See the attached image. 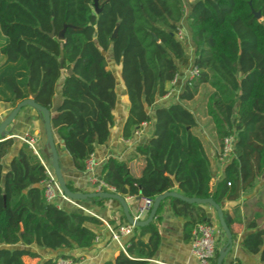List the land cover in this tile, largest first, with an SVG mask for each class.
<instances>
[{
  "label": "trees",
  "instance_id": "obj_1",
  "mask_svg": "<svg viewBox=\"0 0 264 264\" xmlns=\"http://www.w3.org/2000/svg\"><path fill=\"white\" fill-rule=\"evenodd\" d=\"M94 2L0 0V32L5 37L0 43L5 58L0 66L1 99L14 107L35 94L36 103L51 109L60 97L51 115L52 128L75 170L83 172L85 159L108 140L114 123L116 77L108 67V52L120 66L128 99L123 138L140 124L153 122L146 145L134 149L144 161L138 176L126 160L110 156L103 162L102 179L114 192L155 197L175 187L186 197H210L221 205L253 189L264 177V0H191L185 17L194 45L192 65L199 71L185 82L178 98L192 100L202 85H209L205 108L219 144L225 136H235L224 176L216 183L211 182L209 160L194 130V113L179 102L155 105L168 92L167 83L178 73L177 60L185 54V45L175 36L184 16L183 0H97L98 12ZM60 32L63 39L58 38ZM14 144V138L0 136V264H24V256L36 257L28 248L32 244L50 250L89 247L96 237L92 226L102 222L72 205L67 210L45 199L44 168L26 143H20L4 169L2 159ZM66 185L82 191L70 180ZM167 199L173 214L183 218V238L189 240L194 226L208 218L204 204ZM164 200L149 224L134 227L126 253L120 250L104 264L147 263L160 242L157 223ZM88 201L101 206L104 199ZM251 205L246 226L252 231L240 246L264 261V226L257 228V220H264V181ZM238 211V206L232 212L223 209L232 237V224L240 221ZM223 244L216 247L210 264L216 263ZM58 257L76 260L65 253L54 259Z\"/></svg>",
  "mask_w": 264,
  "mask_h": 264
},
{
  "label": "crops",
  "instance_id": "obj_2",
  "mask_svg": "<svg viewBox=\"0 0 264 264\" xmlns=\"http://www.w3.org/2000/svg\"><path fill=\"white\" fill-rule=\"evenodd\" d=\"M4 39V35L0 32V43H2ZM186 45L189 48L190 52H192V58L189 64L190 66L192 64L194 56V45L191 38ZM184 48L186 52V46H184ZM106 54L108 67L112 71H114L116 77L117 100L113 110L114 123L110 130L108 140L103 144L97 145L93 153L101 161V164H103V162L110 156L126 160L130 172L135 176H138L140 174L141 167L144 161L142 156L138 155V153L135 152L134 149L137 145H146L149 137L153 132V122L151 121L148 123L140 124L135 129H133L132 135L129 138H123L122 126L127 114L128 99L123 82L119 83L118 80V72H120V66L112 61L110 53L107 52ZM4 60V56L0 53V66L3 64ZM109 61L113 64V66L110 65ZM189 66L186 69H188ZM186 69L184 71V74L177 73L174 82L171 81L166 85L168 89H172L178 95L183 89L187 78ZM173 97L174 96L167 98L164 96L160 97L156 100L155 105L167 106L170 103L179 102L185 105L194 113L197 121V125L195 126L194 130L195 133L200 136L209 160V169L212 176L211 182L216 183L223 178L224 165L227 161L222 160L219 157L220 144L218 140H215L214 131H210L209 128H207L206 130L202 126V123H204L203 121L205 119L207 120V116H201L202 121H199L197 119L198 114L196 112L197 106H188L189 104L194 102L196 96L189 101L179 100V98L176 97L173 99ZM55 100H57V98ZM12 108L13 106L9 101H5L0 97V122L11 112ZM151 112H153V110ZM52 129L59 154V163L65 169V172L63 173L65 180L72 181L73 184L77 188H80L82 191L94 190L88 182L85 173L75 170L70 155L64 149L62 140L57 135L56 130L54 128ZM7 131V136L14 138L15 144L10 148L8 154L2 159L4 169H7L10 158L17 152L18 146L22 142V140L20 139V137L22 136H35L38 139V145L43 154L48 157L46 146L43 142V139L45 137L43 120L34 108L30 106H24L18 112L14 120L7 126ZM263 181L264 177H260L256 186L253 189L242 193L239 199H237L236 201L224 200L221 204L222 209H227L229 212H232L235 206H238V212L240 216V221L234 222L232 224V230L234 232L233 245L231 250L225 257L224 264H230V262L233 260H237L241 264H264V261L260 260L259 255L252 254L240 246V241L242 240V238L252 231L246 226L247 217L251 213V209L254 208L251 207V204L255 199L258 189L262 185ZM172 190H176L179 192V190L175 187ZM124 199L127 201L129 212L132 214V216H134L137 210L138 200L136 199V197L130 196H124ZM80 203L84 207L91 210V212L93 213L92 216L98 218L102 222L99 225L92 226L96 231V237L98 239L96 241H93V243L89 247L83 249L77 248L72 250H50L45 247L32 244L28 246V248L33 250L37 254V256H24V264H43L47 259H54L61 253L70 254L75 257L76 264H104L106 261L114 260L115 256L121 249L114 241L110 239V234L107 230L106 223L112 226H116L118 224L127 222L123 214L121 205L115 199H104L101 206L88 200H82L80 201ZM58 206L63 207L67 210L72 209L70 203L60 199L58 200ZM204 208L207 212V217L217 228H219L215 209L208 204H204ZM147 215L148 213L142 219H145ZM257 222V228L264 226L263 219H258ZM182 225L183 218L173 214L169 199L164 200L161 209V220L159 223H157L160 242L154 255L148 259L146 264H198V261L193 257L191 253V237L189 240H185L183 238ZM222 233L223 232H221L219 228L217 246H220L225 242V236ZM134 234L135 231L133 232L132 236ZM146 238L147 236H144V240H146Z\"/></svg>",
  "mask_w": 264,
  "mask_h": 264
},
{
  "label": "built area",
  "instance_id": "obj_3",
  "mask_svg": "<svg viewBox=\"0 0 264 264\" xmlns=\"http://www.w3.org/2000/svg\"><path fill=\"white\" fill-rule=\"evenodd\" d=\"M183 8H185V5H183ZM185 11H187V8H185ZM184 17L185 16H183V18L179 21L177 30L175 32L176 38L181 42H184L185 39L187 41L190 38L189 33H187L188 26L184 21ZM198 71V68L191 64L189 68L186 69V81L196 76ZM174 79L172 80L173 82ZM172 96L178 98V94H176L172 89L168 90V92L164 95V97L166 98ZM20 139L32 149L44 168L46 178L42 181V188L45 199L48 202H55L57 205L59 199L64 200L70 203L75 208L82 210L87 214L93 215L91 210L81 205L80 200L70 199L63 194L49 160H47L46 156L43 154L38 145V139L33 135L22 136L20 137ZM234 140L235 136L233 134L227 135L223 138L219 150L220 159L225 161L229 160L233 151ZM101 166V161L94 155V153H91L85 159V167L83 172L87 176L88 182L95 191L114 192V187L108 185L102 179ZM153 199L154 197L151 196H139L137 210L135 215L133 216L134 220L142 219L149 212L153 203ZM106 227L109 231L110 239L114 241L124 253H126V248L129 245V238L132 236L135 226L133 224L125 222L116 226H112L106 223ZM218 234L219 228H217L211 221L200 222L194 226L191 231V253L193 257L198 261V264L211 263L217 247ZM97 239L98 238L95 237L94 241H96ZM47 264H76V262L73 260V258L58 257ZM230 264L241 263L237 260H233L230 262Z\"/></svg>",
  "mask_w": 264,
  "mask_h": 264
},
{
  "label": "water",
  "instance_id": "obj_4",
  "mask_svg": "<svg viewBox=\"0 0 264 264\" xmlns=\"http://www.w3.org/2000/svg\"><path fill=\"white\" fill-rule=\"evenodd\" d=\"M94 6H95V11L98 12L99 9L97 5V0H95ZM254 15L256 16V18H259V19L261 18V15L259 12H254ZM49 35L51 37L54 36V29L49 33ZM58 38L63 39L62 32H60ZM59 63H60V66L62 67V63H63L62 51L60 53ZM70 72L71 70H68V73ZM34 98H35V94H30L28 98H25L16 103V105L12 108L11 112L0 122V136L8 135L7 126L14 120V118L17 116L21 108H23L24 106H30L34 108L43 120L45 146H46L48 156H50V165L57 179V182L61 188V191L63 192L65 196H67L70 199H74V200H89L91 198L115 199L121 205L126 221L130 224H133L135 227H142V226L149 224L153 220L161 201L167 197L178 198L187 203L208 204L215 209L218 224L221 227V230L223 231V234L226 238L225 243L218 250V255L216 257L215 264L224 263L226 255L232 248L233 237H232L229 227L225 223V220L223 217V209L221 205L216 203L210 197L208 198L186 197L176 190H167L160 194H157L154 197L152 206L145 219L134 220L132 214L129 212L127 201L124 199L123 196H121L120 194L116 192L95 191V190L73 192L69 190V188L66 185V180L63 175V173L65 172V169L59 163V154H58V150H57L56 143L54 140V133H53L52 124H51V115L52 113L56 112L57 109L59 108L60 97H58L57 100H55L54 105L51 109H47L39 105L38 103L35 102ZM164 170L165 169L163 168L162 171ZM172 180H173L174 185L177 186L178 183L176 182L174 177H172ZM138 198L139 196L136 197L137 200ZM206 221L209 222L210 219L207 218Z\"/></svg>",
  "mask_w": 264,
  "mask_h": 264
},
{
  "label": "rangeland",
  "instance_id": "obj_5",
  "mask_svg": "<svg viewBox=\"0 0 264 264\" xmlns=\"http://www.w3.org/2000/svg\"><path fill=\"white\" fill-rule=\"evenodd\" d=\"M191 3V0H183V5H185V8H187V11H185V8H184V16L186 17V12L188 13V7ZM184 17V18H185ZM185 21V20H184ZM186 23V22H185ZM187 33H190L189 32V29H188V32ZM190 39V38H189ZM189 40L182 42L183 45L186 46V52L184 54V56L177 61V68H178V73L179 74H184V71L185 69L189 66L190 64V61H191V58H192V52H190L189 48L187 47V42ZM110 65L113 66V64L109 61ZM114 72V71H113ZM118 80H119V83L121 82L122 83V80H121V77H120V72H118ZM170 90V89H168ZM210 90V87L209 85L205 84V85H202L201 89L199 90L198 94L196 95L195 99H194V102L189 104L188 106L190 105H193V106H197V109H196V112H197V119L199 121H202L201 120V116H207V120L203 121L204 123H202V126L204 127V129L207 130V128L214 131V127H213V124H212V121L210 120L209 116L207 115L206 113V108H205V100H206V94L207 92ZM182 91V90H181ZM180 91V92H181ZM175 97H173L174 99ZM172 99V98H170ZM214 135H215V140L217 141V137H216V134L214 132ZM43 142H44V145H45V137L43 139ZM47 160H49L50 162V156H46ZM221 231V230H220ZM223 232V231H221ZM223 234V233H222ZM225 238V237H224Z\"/></svg>",
  "mask_w": 264,
  "mask_h": 264
}]
</instances>
